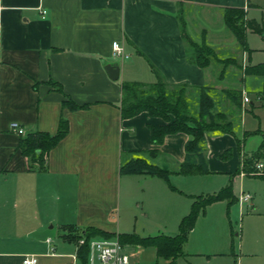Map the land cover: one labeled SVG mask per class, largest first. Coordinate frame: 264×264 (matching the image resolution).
I'll list each match as a JSON object with an SVG mask.
<instances>
[{
    "label": "crops",
    "instance_id": "crops-1",
    "mask_svg": "<svg viewBox=\"0 0 264 264\" xmlns=\"http://www.w3.org/2000/svg\"><path fill=\"white\" fill-rule=\"evenodd\" d=\"M180 5L217 12L222 19L225 7L243 8L247 17L257 6L250 0H0V264H22L31 256L36 264H83L78 242L70 235L94 227L144 237L136 232L139 217L169 222L177 233L192 199L170 180L196 176L174 172L184 159L188 135L168 134L155 146L148 123L162 120L147 112L121 118L120 101L123 82L156 80L149 64L169 85H214L211 65L200 67L188 60ZM199 34L191 37L212 45L211 31L205 28ZM112 41L120 42L126 59L111 56ZM230 43L237 42L234 38ZM106 63L119 66L116 80L105 71ZM252 93L262 101L264 85ZM67 99L86 106L64 108L62 101ZM61 116L68 129L48 152L46 170H28L21 138L34 131L55 134ZM11 123L23 133L12 130ZM238 129L247 131L241 117ZM249 135L237 147L231 134H206L209 173L216 169L212 151L226 162L229 174L240 167L249 157L242 152ZM155 147L157 156H145L172 171L168 180L120 174L123 160ZM227 148L230 156L222 158ZM49 225L55 227L54 237L42 240L33 235ZM123 245L130 264L133 252L127 249L132 244Z\"/></svg>",
    "mask_w": 264,
    "mask_h": 264
},
{
    "label": "trees",
    "instance_id": "trees-1",
    "mask_svg": "<svg viewBox=\"0 0 264 264\" xmlns=\"http://www.w3.org/2000/svg\"><path fill=\"white\" fill-rule=\"evenodd\" d=\"M181 5L179 6V10ZM181 13V12H180ZM223 21L225 26L233 34L236 42L243 51H250L247 47L246 32H263L262 24L254 18H247L246 11L240 7H225L223 9ZM182 35L187 44L188 60L200 67H207L210 58L214 56V51L203 41L196 42L191 39L185 30V22L179 16ZM200 44V46H198ZM190 50L193 52L191 53ZM156 76L152 83H142L138 81H126L121 84L120 115L121 118H130L140 112H147L150 117L159 118L161 123H148L150 140L155 145L161 144L168 134L183 132L188 135L184 144V159L174 171L181 175H201L209 173V168L204 158L205 135L210 134H231L239 147L244 138L252 132L239 129L234 130L233 122L227 120L221 122L224 114L217 111V96L212 91V86L190 87L187 84L169 85L159 71L149 64ZM244 75L264 76V62L255 65H246ZM55 85V84H54ZM60 89V87H57ZM192 88L196 91L193 103L187 99L186 90ZM227 98L236 106L240 107L243 92L241 89L225 90ZM264 106V95L261 96ZM62 106L69 109L83 108L86 105H78L70 99L63 100ZM191 108H194L191 112ZM68 129L67 120L61 116L58 122L57 131L51 135L44 131H34L28 133L20 140V149L26 157L27 169L45 171L48 152L63 138ZM261 135V142L255 152L243 159L242 164L234 172L230 173L229 183L219 192L205 197L198 195L192 197L189 212L184 215L179 223L175 235L158 234L154 236H138L135 233H109L107 231L86 227L79 229L70 238L78 242L80 238L83 244L78 246V256L83 264L87 263L88 241L94 236L105 238L116 237L122 244H132L136 246L149 247L156 249V255L169 260V264H176L178 257L183 255V246L188 239L189 232L193 229L198 214L212 202L228 199L234 202L237 198L233 195V177L242 172H250L253 164L264 158V132L255 131ZM231 149H225L221 157L228 158ZM158 148L139 152L136 156L123 160L119 167L120 174H146L168 180L172 173L168 168L147 160L145 155L155 157ZM264 175V173L258 174ZM172 188H174L172 186ZM175 189V188H174ZM68 230L75 231L72 226ZM73 233V232H72ZM71 233V234H72ZM69 235V234H68Z\"/></svg>",
    "mask_w": 264,
    "mask_h": 264
},
{
    "label": "rangeland",
    "instance_id": "rangeland-1",
    "mask_svg": "<svg viewBox=\"0 0 264 264\" xmlns=\"http://www.w3.org/2000/svg\"><path fill=\"white\" fill-rule=\"evenodd\" d=\"M250 2L257 6L250 9L247 17L259 21L263 26V32L249 30L246 32L247 47L251 49L246 51V56L238 43L234 45L230 43L231 39H234L231 38L233 35L224 26L220 14L207 9L191 10L183 6L180 8L181 17L186 24L185 30L190 37L199 38L200 31L205 28L212 32V45L205 44L214 51L209 65L216 76L212 86V91L218 99L215 109L224 114L221 122L230 120L233 122L234 130H237L240 128L241 117L243 128L252 132L242 150L246 156L255 151L260 143L261 135L255 131L264 132V106L252 93V90L264 85V80L261 76L247 75L245 82L241 83L246 65L264 62V0ZM192 37V40L199 43V40ZM242 88L243 94L252 104L242 100L240 107H236L226 97L224 91ZM186 96L190 103H193L196 91L188 88ZM193 109H190L191 112ZM236 153L238 154L235 150L234 155ZM258 163L264 166V158ZM225 164L226 162L218 160L212 151V168H216L212 169V173L196 175L194 178H177L179 180L171 177L170 182L191 199V196L213 195L229 183L230 174L224 168ZM258 172L264 173V168L258 171L253 164L250 172L234 176L232 191L237 200L231 203L228 199L212 202L198 214L187 244L183 247V253L187 255L178 257L176 264H264V175H258ZM241 194H248L251 197L250 201L241 203L239 200ZM143 221L139 217L135 226L136 232L140 235L176 233V227L169 222L163 224ZM127 250L133 252L130 264H169L168 259L156 255V249L153 247L139 248L131 245Z\"/></svg>",
    "mask_w": 264,
    "mask_h": 264
},
{
    "label": "built area",
    "instance_id": "built-area-1",
    "mask_svg": "<svg viewBox=\"0 0 264 264\" xmlns=\"http://www.w3.org/2000/svg\"><path fill=\"white\" fill-rule=\"evenodd\" d=\"M111 56L115 59L123 60L128 57L119 41H112ZM243 102H248L249 98L243 94ZM12 130L17 133H23V129L17 123H11ZM259 162V161H258ZM255 163L258 171L263 167L261 163ZM261 174V172H258ZM251 197L248 194H241L240 202L248 203ZM84 240L80 238L78 245L83 244ZM88 264H129V255L125 251L124 245L119 242L116 237L109 238H90L88 241ZM37 258L35 256L26 257L22 264H36Z\"/></svg>",
    "mask_w": 264,
    "mask_h": 264
},
{
    "label": "water",
    "instance_id": "water-1",
    "mask_svg": "<svg viewBox=\"0 0 264 264\" xmlns=\"http://www.w3.org/2000/svg\"><path fill=\"white\" fill-rule=\"evenodd\" d=\"M104 69L111 79L116 80L118 78V75H119L118 65L112 64V63H106L104 66ZM54 232H55V227H53L52 225H49L46 229L42 231L34 232L33 235L37 238L45 240L47 238L54 237Z\"/></svg>",
    "mask_w": 264,
    "mask_h": 264
}]
</instances>
